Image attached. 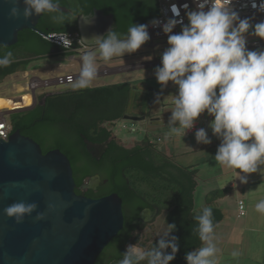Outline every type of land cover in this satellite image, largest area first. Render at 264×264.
<instances>
[{
  "label": "clouds",
  "instance_id": "9594fccd",
  "mask_svg": "<svg viewBox=\"0 0 264 264\" xmlns=\"http://www.w3.org/2000/svg\"><path fill=\"white\" fill-rule=\"evenodd\" d=\"M7 2L11 4L8 17L13 20L21 17L19 5L22 3L25 21L41 14H49L57 24L68 21L60 0ZM193 2L194 10H189L187 3L182 5L187 24L183 23L184 18L180 17L175 4L171 6V12L179 19L149 22L152 27H162L168 37V47L161 54V66L155 68V77L160 85L167 86L172 82L177 88L168 122L170 135L184 137L197 118L207 112L213 117L209 124L212 134L220 140L214 156L216 163L240 169L243 173H255L264 165V50H248L246 34L264 38V21L253 25L250 18L241 19L232 6L233 0ZM252 7L257 8L256 3L253 2ZM258 11L264 13V2L259 4ZM149 24H131L126 34L110 29L105 35L92 37L89 43L98 53L87 52L81 57V68L72 81V89L84 90L92 86L98 75L97 55L107 62L140 49L150 40ZM178 24L181 31L173 34ZM54 37L64 48L72 43L65 32L54 34ZM13 62L11 51L0 56V67L10 66ZM195 139L198 144L212 143L205 128L195 132ZM151 142L157 144L153 139ZM260 171L264 173V168ZM240 179L247 182L243 176ZM37 207L35 202L20 201L3 211L20 223ZM256 211L264 213V200L256 204ZM43 218V213H37V220ZM194 219L197 223L193 231L201 246L186 253L187 264H218L220 250L214 242L212 208L204 207ZM175 228V224H168L167 230L158 235V243L151 248L128 245L119 264H170L179 251L178 237L169 235ZM231 255L236 258L240 253L233 251Z\"/></svg>",
  "mask_w": 264,
  "mask_h": 264
},
{
  "label": "trees",
  "instance_id": "16d2710c",
  "mask_svg": "<svg viewBox=\"0 0 264 264\" xmlns=\"http://www.w3.org/2000/svg\"><path fill=\"white\" fill-rule=\"evenodd\" d=\"M60 3L69 9L65 12L68 21L57 24L49 14H43L37 27L47 34L78 32V15L91 16L95 8L111 15L114 30L123 34L131 24H144L158 14L156 0H60ZM9 51L13 54L14 62L10 66L0 67V79L19 69L24 70L30 58L75 52L28 29L19 32L16 44L0 47V56ZM25 51L31 55L21 53ZM136 91L129 82H118L84 90L68 88L43 94L41 101L30 109L12 112L16 113V117L9 121L11 132L19 129L21 134L33 138L42 152L53 148L62 151L70 161L76 193L101 197L115 192L122 199L124 225L99 253L94 264H109L121 257L127 243H137V238L131 234L134 228L132 220L145 207L165 211L167 227L168 224H175V230L169 235L178 237L179 251L170 264H187L186 253L201 246L199 237L193 231L197 223L194 217L204 207H211L214 226L224 220L225 212L217 200L228 194L227 188L206 192L203 207L196 210V169L175 164L147 135L131 147L112 138L114 124L130 106L143 108L144 105L145 108L148 104L149 99L143 102ZM31 99L30 94L0 98V108L12 110L29 106ZM84 138L92 142L110 141L103 155L96 160L86 150ZM93 174L100 176V186L96 191L83 193L79 186ZM159 239L152 240L148 248L157 244Z\"/></svg>",
  "mask_w": 264,
  "mask_h": 264
},
{
  "label": "water",
  "instance_id": "95a60500",
  "mask_svg": "<svg viewBox=\"0 0 264 264\" xmlns=\"http://www.w3.org/2000/svg\"><path fill=\"white\" fill-rule=\"evenodd\" d=\"M156 1V16H160L159 2ZM10 7L7 0H0V47L16 44L19 32L25 29L50 41H60L37 27L43 14L25 21L21 3V17L13 20L8 17ZM61 9L69 11L62 5ZM94 17L96 21L89 22L88 16L78 15L80 38L86 44H90L92 37L114 29L111 15L95 8L91 19ZM81 46L76 41L70 45L72 48ZM21 53L31 55L26 51ZM60 91L63 90L44 92L38 96V102L41 95ZM33 105L12 111L30 109ZM15 114L10 115L11 120ZM123 119L143 121L145 116L126 114ZM7 137L6 140L0 138V264H93L123 227L122 199L115 192L97 198L76 193L71 164L62 151L53 148L42 152L39 143L21 134L19 129L10 131ZM109 141L96 143L83 139L86 150L96 160L103 155ZM81 187L89 186L85 181ZM20 201L35 202L38 207L17 223L3 210ZM37 213H43L44 218L37 220ZM120 259L122 256L109 264H119Z\"/></svg>",
  "mask_w": 264,
  "mask_h": 264
},
{
  "label": "rangeland",
  "instance_id": "374dc122",
  "mask_svg": "<svg viewBox=\"0 0 264 264\" xmlns=\"http://www.w3.org/2000/svg\"><path fill=\"white\" fill-rule=\"evenodd\" d=\"M187 23L188 20L185 24ZM180 31L181 26L179 27V32ZM259 38L260 37L253 40H260ZM167 47L166 38L156 41V45L153 48L148 43H145L135 53L125 54L122 58H113L107 62L97 55L98 74H101L102 77H96L92 85L100 84L101 82L109 83L122 80V78L127 77V72L107 75L106 71L110 70L108 67L125 65L137 60H161V54ZM262 47L256 46V48L250 50H264V45ZM90 52L98 53V50L94 49ZM85 53L87 52H84V54ZM81 57L82 56L76 52L72 54L64 52L48 57L30 58L24 70L19 69L0 79V98L31 94V91L26 87L32 76L44 80L54 79L68 73L78 75L81 68ZM129 78H132L131 75H129ZM140 82H142V85ZM71 84L72 83L54 84L39 88L35 91V94L39 93L36 100L38 102V96L42 94V91L64 90L72 88ZM169 84H172V82H169L168 85ZM137 85H140L141 88H138ZM19 86L23 89L18 90L17 88ZM134 86L138 88L139 91H136V93L138 92L140 100L143 102L148 93H150L153 101H157V97H161L165 94L163 99L164 103H171L173 97L177 94V89H173L172 91L168 90L166 88L167 86L160 85L156 78H144L143 80L134 82ZM134 89L137 90L136 88ZM159 103L160 102L157 104ZM135 107L137 106L135 105ZM172 108L173 107H171V109ZM2 110L5 111V117L9 122L11 120L10 115L12 112H15V110ZM167 111L168 109L161 112L160 107L157 108L155 106L151 112L152 117L146 115L143 121H131L123 119L122 117L116 121L113 128L110 125H108V127L112 128L115 139L126 147H131L135 144L134 140L139 141L147 135L157 142V146H159L166 155L170 156L175 164L185 167L189 164L197 166L199 169L196 177L198 185L194 192L196 210L203 207L204 194L206 192L213 188H227V196L219 201V205L226 209L227 217L221 224L219 223L220 227L216 229L217 232L214 231V236L218 237L214 239V242L220 250L217 254L218 264H262L264 255V213L256 211V204L264 200V173L260 171V168H264V165L259 166L258 171L255 173H240L241 176L246 175L249 178L250 184L246 187L247 184L241 182L240 176H237V174L235 175L233 172L234 169L220 166L214 160L220 140L211 132L212 130L209 127L211 120L208 122L207 133L212 143L214 141L218 143L216 145L212 143L208 145L198 144L195 139V134L185 135L184 137L170 135L168 122L171 115ZM126 114L143 116L146 114V110L143 111L140 110L139 107L134 108V106H130L125 115ZM207 117V112L202 113L196 121L201 124ZM132 124L137 128L135 131L129 129ZM157 138L160 140H157ZM236 170L239 172L240 169ZM231 183H235L234 188L230 187ZM244 184L246 185L242 186ZM238 198H241L245 207V215L240 217H237L238 210L236 199ZM165 215V211H161V214L154 221L146 225L145 228L134 233L133 237L137 238L136 244L138 246L147 249L152 240L158 238L159 234L167 230L168 227L164 220ZM233 251H238L240 255L236 258L232 257L231 253Z\"/></svg>",
  "mask_w": 264,
  "mask_h": 264
},
{
  "label": "built area",
  "instance_id": "2783aa9c",
  "mask_svg": "<svg viewBox=\"0 0 264 264\" xmlns=\"http://www.w3.org/2000/svg\"><path fill=\"white\" fill-rule=\"evenodd\" d=\"M159 2V7H160V16H156V17H152L150 19H148L144 24H149L150 21H152L153 19H159L161 21V23L166 22V20L168 18H176L179 19L180 17H183V23L185 24L187 22V17L185 15V10L183 9L182 5H184L185 3H187L189 5V10H194L196 8L195 3L193 2V0H158ZM256 3L257 8H253L252 7V3ZM261 2H264V0H233V8L235 11L238 12L239 16L241 17L242 15H251V14H257L259 15L261 18H264V13H261L260 11H258V7L259 4ZM175 4L179 11H180V17H174V14L171 12V6ZM207 10V9H206ZM181 25H177L174 29H173V34L175 33H179V27ZM149 35H150V40L146 43H148L152 48L156 45V41L158 40H163L168 38L167 34H164L162 31V27H152L149 24ZM61 33V32H59ZM68 35V38L72 41H76L79 44H81V47H68L71 50H74L76 53H79L80 56L84 55V52L87 51V49L89 48L82 40H81V35L79 32H65ZM57 33H51L49 35H54ZM46 38V37H45ZM55 39H58L57 37H55ZM54 43H57L58 45L62 46V42L58 41V40H51ZM78 75H74L72 73H68L64 76H58L54 79H39L38 77H34L32 76L28 83H27V89L31 91V98H32V104H30L29 106L35 104L37 102L36 98L37 95L39 94H35V91L39 88L42 87H47L49 85H54V84H68V83H72V81L77 77ZM45 91H42V93H44ZM2 109H6L7 108H2ZM2 109H0V138L2 140H6L8 137V134L11 131V126L9 124V122L7 121L6 117H5V111H3ZM213 117L209 116L207 118H205L203 120V122L200 124L199 122L195 121L194 123V127L191 130H188L186 132V135H192L195 134V132L199 129V128H205V130L207 131V127H208V122L209 120H212ZM131 131H135L137 128L134 124H132V126L129 128ZM212 132V131H211ZM157 140H160L159 138H157ZM237 210H238V215L242 216L245 213V207H244V203L241 199L237 200Z\"/></svg>",
  "mask_w": 264,
  "mask_h": 264
},
{
  "label": "crops",
  "instance_id": "0c3cea01",
  "mask_svg": "<svg viewBox=\"0 0 264 264\" xmlns=\"http://www.w3.org/2000/svg\"><path fill=\"white\" fill-rule=\"evenodd\" d=\"M241 19H244V18H250V21H251V23L253 24V25H255V24H257V23H260V22H262V21H264V18H261L259 15H257V14H251V15H242L241 17H240ZM77 26H78V18H77ZM114 30V29H113ZM78 32H79V28H78ZM80 33V32H79ZM119 33V32H118ZM106 34V33H105ZM104 34V35H105ZM120 34H123V33H120ZM253 39H258V37L257 36H254V35H248V34H246V40H247V44H246V47H247V49L248 50H250V49H252V48H256V46L258 47V46H260V47H262L263 45H264V38H259L260 40H253ZM250 40H253V41H250ZM86 44V43H85ZM86 45H88V49H87V51L86 52H90V51H92V50H94V48L91 46V44H86ZM262 49H263V47H262ZM100 66H103V65H100ZM157 66H161V60H152V61H150V60H146V61H144V60H137V61H134V62H131V63H128V64H123V65H114V66H112V67H108V68H110V70L109 71H106L107 73V75H113V74H118V73H122V72H127L128 73V75H127V77H124V78H122V80H120V81H114V82H109V83H103V82H101L100 84H94V85H92V86H98V85H105V84H110V83H118V82H129V83H131L132 84V87H133V89L134 88H136L137 90H138V88H141L140 87V85H137V87L136 86H134V82H136V81H139V80H143L144 78H146V79H150V78H156L155 77V68L157 67ZM99 75V76H98ZM97 75V77H102L101 76V74H98ZM129 75H131V77L132 78H129ZM139 75V76H138ZM103 76H106V75H103ZM141 83V85H142V82H140ZM168 90H170V91H172L173 89H177L176 88V86H174L173 84H169V85H167V87H166ZM139 91V90H138ZM144 94V93H143ZM145 95V94H144ZM163 97H162V99H164V96H165V94L164 95H162ZM146 99H149V100H153L152 99V97H151V95H150V93H148V94H146ZM164 102V101H163ZM159 104H161V101H160V103ZM165 104V105H164ZM163 105H161V107H164L163 109L164 110H167L168 109V113H171V107H174V105H173V103H172V101H171V103H167L168 105H169V108H168V105L166 104V103H164ZM172 105V106H171ZM218 142L217 141H214L212 144L213 145H216ZM188 166H190L191 168H194V169H196L197 170V174H196V177H197V175H198V171H199V169H198V167L197 166H195V165H193V164H189ZM232 171V170H231ZM233 172L235 173V175L237 174V173H241V171L239 170V172H238V170H236V169H234L233 170ZM241 176V175H240ZM243 177H245L246 178V184H244V185H242V186H245L246 185V187H248L249 186V184H250V181H249V178H248V176H243ZM197 179V178H196ZM197 185H198V182H197ZM197 187V186H196ZM230 187H232V188H234L235 187V183H231L230 184ZM213 189H215V188H213ZM205 195V194H204ZM227 196V195H226ZM221 199H223V198H220V199H218L217 200V203L219 204V201L221 200ZM238 199H241V198H238ZM238 199H236V204H237V200ZM220 206V205H219ZM221 207V206H220ZM222 208V207H221ZM223 210H224V212H225V218L227 217V212L225 211L226 209L225 208H223ZM237 217H239V216H237ZM225 218H224V220H225ZM223 221V220H222ZM222 221L220 222V224L222 223ZM218 227H220V225H219V223L216 225V227L214 228V231L215 232H217L216 231V229L218 228ZM219 230V229H218ZM221 230V229H220ZM218 237H215L214 236V239H217ZM263 261H264V255H263ZM263 261H262V264H264L263 263Z\"/></svg>",
  "mask_w": 264,
  "mask_h": 264
},
{
  "label": "flooded vegetation",
  "instance_id": "af4514ba",
  "mask_svg": "<svg viewBox=\"0 0 264 264\" xmlns=\"http://www.w3.org/2000/svg\"><path fill=\"white\" fill-rule=\"evenodd\" d=\"M90 17L89 19V22H95L96 21V17H94L93 19H91V16H88V18ZM88 20V19H87ZM159 102L161 101V104H157L156 101H153V100H149L148 104L146 105V107L144 108H141L139 107L140 110H143L145 111L146 110V114H144L143 116H146V115H149V117H152L151 115V112H152V109L156 106L157 108L160 107V110L161 112H164L165 110L163 109L164 107H161V105L164 104L163 102V99H162V96L159 97ZM146 100V99H145ZM32 104V103H31ZM36 104V103H35ZM167 104V103H166ZM165 105V104H164ZM168 105V104H167ZM172 106V105H171ZM135 108V107H134ZM168 108H169V105H168ZM171 115V113H170ZM156 117V116H155ZM153 117V118H155ZM150 119V118H149ZM166 119V118H165ZM168 120V119H167ZM147 128V127H145ZM96 143H101V142H96ZM97 177V179H96ZM87 182L88 183V186L87 188H82L81 185L79 186V189L80 191H82L83 193L88 191V190H92V191H96L98 189V187L100 186V183H101V179H100V176L98 174H93V175H90L88 177H86L84 179L83 182ZM82 182V183H83ZM81 183V184H82ZM87 196V195H86ZM90 197V196H88ZM92 198H97V197H92ZM123 210V209H122ZM147 210V211H146ZM127 213H130L127 211ZM154 213V214H153ZM161 214V212H159V210L157 208H149V207H145L143 209H141L138 213V216L136 218H134L132 220V223H133V226L134 228L131 230V234L134 235L135 232H137L138 230H141L143 228H145L146 225H148L149 223H151L152 221H154L159 215ZM123 216H124V222H125V213L123 211ZM124 225V223H123ZM128 245H133L132 243H127L125 245V249H124V252L127 248ZM123 252V253H124ZM122 256V255H121ZM120 258V257H119ZM118 258V259H119ZM117 260V259H116ZM95 263V262H94ZM93 263V264H94Z\"/></svg>",
  "mask_w": 264,
  "mask_h": 264
},
{
  "label": "bare ground",
  "instance_id": "6f19581e",
  "mask_svg": "<svg viewBox=\"0 0 264 264\" xmlns=\"http://www.w3.org/2000/svg\"><path fill=\"white\" fill-rule=\"evenodd\" d=\"M17 89H18V90H22L23 88L19 86ZM0 109H1V108H0ZM122 127H123V126H122Z\"/></svg>",
  "mask_w": 264,
  "mask_h": 264
}]
</instances>
